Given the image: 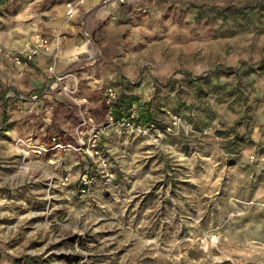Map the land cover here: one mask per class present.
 Masks as SVG:
<instances>
[{
    "label": "rangeland",
    "instance_id": "374dc122",
    "mask_svg": "<svg viewBox=\"0 0 264 264\" xmlns=\"http://www.w3.org/2000/svg\"><path fill=\"white\" fill-rule=\"evenodd\" d=\"M63 1L0 0V28ZM126 5L75 93L7 104L36 59L0 56V264H264V0ZM110 87L147 133L109 125Z\"/></svg>",
    "mask_w": 264,
    "mask_h": 264
},
{
    "label": "crops",
    "instance_id": "0c3cea01",
    "mask_svg": "<svg viewBox=\"0 0 264 264\" xmlns=\"http://www.w3.org/2000/svg\"><path fill=\"white\" fill-rule=\"evenodd\" d=\"M65 1L53 8L44 9L40 13H33L26 21H30L27 27L23 26L21 21H16L12 27L0 28V46L5 45L13 49H21L25 41L38 36H45L51 40L57 35L62 38L57 58L54 57V47L51 46L46 53L39 55L35 61L31 62L29 67L25 66L24 70L16 72L19 79L12 86L16 93L28 95L38 92L41 95L37 101H23V104L34 105L43 98L50 97L52 92L45 94L42 92L54 73L75 72L80 65L93 62L94 60L88 58L89 51L91 53L93 48L100 47V40L105 38L108 30L117 29L114 23H124L128 18L127 5L120 4L118 0L112 2L86 0L81 6L80 13L73 20L66 21ZM114 15L117 18L112 20L111 17ZM85 32L91 37L89 45L85 41ZM53 66L52 72L50 68ZM25 76L28 79L23 81ZM18 81L21 83L18 84ZM11 100L12 98L8 99L6 94L4 101L8 104ZM19 102L20 100L16 103Z\"/></svg>",
    "mask_w": 264,
    "mask_h": 264
},
{
    "label": "built area",
    "instance_id": "2783aa9c",
    "mask_svg": "<svg viewBox=\"0 0 264 264\" xmlns=\"http://www.w3.org/2000/svg\"><path fill=\"white\" fill-rule=\"evenodd\" d=\"M86 0H66L65 1V17H66V21H71L73 20L79 13H80V9L81 6L84 4ZM109 2H112L114 0H106ZM118 2L122 5H126V0H118ZM117 17L114 15L111 17L112 20L116 19ZM85 37H86V44H90L91 43V37L89 35V33L85 32ZM61 44H62V38L60 35L55 36L52 40L48 37L45 36H38V37H34L32 39H29L27 41H25L23 47L21 49H13L10 47H4V46H0V56L3 57L6 60H9L11 62H13L15 65H23L26 64L28 62L33 61L34 59H36L39 55L46 53L51 46L54 47V51H55V55L54 57L57 58L58 56V52L61 48ZM88 58L91 59L93 58V55L90 53H88ZM54 66L52 68H50V70H52L53 72ZM71 80L72 81V85L68 83V81ZM78 88V80L77 77L72 73V72H63V73H54L53 77L51 78V80L45 85V87H43V92L42 94H45L47 92H53V91H60L66 94H71V93H75L77 91ZM9 96H15L17 97L19 100L22 101H37L38 99H40V93H31V94H20V93H8L7 97ZM121 100H122V95L117 92V90L115 88H108L106 93H105V97H104V103H105V107H106V117H107V121L109 123V125H118V126H127L130 127L134 130L140 131V132H144L147 133L146 127L144 124L138 123L137 121V116H138V105L135 102H131L128 105V108L126 111H124L121 115V117L116 118L115 117V110L118 107V105L121 104ZM95 120L94 118L91 116L88 107H86L84 109V116H83V122L81 125H87V124H94ZM103 132V128L102 127H96L93 126V133H92V145L89 148L90 151V155L94 158V157H98L99 159H101L100 163L102 162V164L104 166H106V161L105 159H103L100 155V151L99 148L96 145L97 140L100 138V134ZM52 141L54 142V147L55 148H65L66 146L68 148H73L72 145L70 144H65L62 143L60 141H58V139L54 136L52 137ZM81 143L79 146L80 148H84L86 147V143L83 139H80ZM88 175H84L82 177L83 179V183L86 184L88 181ZM211 241L213 243L217 242V239L215 238V236H212Z\"/></svg>",
    "mask_w": 264,
    "mask_h": 264
},
{
    "label": "trees",
    "instance_id": "16d2710c",
    "mask_svg": "<svg viewBox=\"0 0 264 264\" xmlns=\"http://www.w3.org/2000/svg\"><path fill=\"white\" fill-rule=\"evenodd\" d=\"M130 101H132V99H130V98L124 99V97H122L121 104L118 105V107L115 110V117L116 118L121 117L122 113L125 110H127V107H128V105L130 103H127V107L125 108V110L121 111L122 108H123L124 103L125 102H130ZM5 116L6 115L4 113V118H5L4 121H6V117ZM153 119H154V117H153V114L151 113V109L149 108V106L140 108L138 110L137 121L139 123H142V124H145L146 126H148L149 124H152ZM237 139L238 138H236V140L232 144H239V143H237ZM47 142H48V144H50L51 143L50 139L49 140L47 139ZM68 259H69V257H68ZM70 259H72V258L70 257Z\"/></svg>",
    "mask_w": 264,
    "mask_h": 264
}]
</instances>
